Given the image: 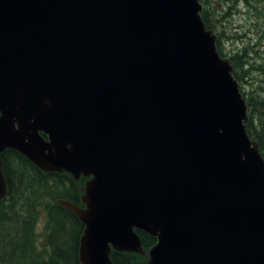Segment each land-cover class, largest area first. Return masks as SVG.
<instances>
[{"label":"water","instance_id":"obj_1","mask_svg":"<svg viewBox=\"0 0 264 264\" xmlns=\"http://www.w3.org/2000/svg\"><path fill=\"white\" fill-rule=\"evenodd\" d=\"M199 0H0L1 154L87 178L80 264H264V158Z\"/></svg>","mask_w":264,"mask_h":264},{"label":"trees","instance_id":"obj_2","mask_svg":"<svg viewBox=\"0 0 264 264\" xmlns=\"http://www.w3.org/2000/svg\"><path fill=\"white\" fill-rule=\"evenodd\" d=\"M240 1L257 15H261V5L264 10V0ZM206 14V9H203L200 14L202 21L207 29L213 31ZM219 39H216L218 53L229 60L235 69L234 78L241 84L247 74L243 71L244 66H252L247 49L227 57L220 48ZM256 69L263 72L256 89L246 94L241 85L239 88L247 105V133L258 143L264 158V64L256 66ZM1 162L7 195L0 201V264H80L78 248L84 226L60 202L66 200L83 206L80 196L87 178L80 177L74 181L66 173H44L13 150L4 151ZM42 217L45 219L44 232L37 234ZM137 235L145 252L156 243V239L147 234L137 232ZM38 239H43L40 246ZM110 259L112 264H134L146 261L147 255L142 257L112 251Z\"/></svg>","mask_w":264,"mask_h":264},{"label":"rangeland","instance_id":"obj_3","mask_svg":"<svg viewBox=\"0 0 264 264\" xmlns=\"http://www.w3.org/2000/svg\"><path fill=\"white\" fill-rule=\"evenodd\" d=\"M200 4L202 10L206 9L213 33L218 39L220 37V48L227 57L236 52L241 53L244 48L247 49L246 54L251 60L252 66L250 64L244 66L243 71L247 74L239 85L243 87L246 94L254 91L258 86L259 79H262L263 76V72L256 69V66L264 64L263 5H261V15H257L240 0H202ZM256 6L258 7V5ZM44 226L45 219L42 217L38 222L37 234L44 232ZM42 242L43 239H38L39 246ZM144 255H147V252L144 251ZM145 262L147 260L143 263Z\"/></svg>","mask_w":264,"mask_h":264},{"label":"flooded vegetation","instance_id":"obj_4","mask_svg":"<svg viewBox=\"0 0 264 264\" xmlns=\"http://www.w3.org/2000/svg\"><path fill=\"white\" fill-rule=\"evenodd\" d=\"M249 8V7H248Z\"/></svg>","mask_w":264,"mask_h":264}]
</instances>
